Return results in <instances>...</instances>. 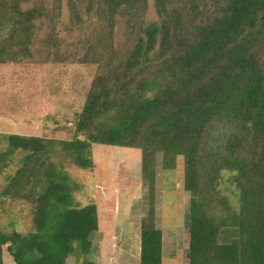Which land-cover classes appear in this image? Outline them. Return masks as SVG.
Segmentation results:
<instances>
[{
  "label": "trees",
  "instance_id": "obj_1",
  "mask_svg": "<svg viewBox=\"0 0 264 264\" xmlns=\"http://www.w3.org/2000/svg\"><path fill=\"white\" fill-rule=\"evenodd\" d=\"M24 1L0 0V63L5 48L29 52L35 20L44 15L42 6L22 8ZM148 5L66 0L70 25L86 26L91 36L82 53L48 49V61L73 58L97 71L63 124L70 139L6 137L0 160L22 156L2 195L28 201L33 230L0 228V264L8 254L12 264H66L72 253L93 249L97 206H78L76 186L51 160L54 142L89 169L92 144L138 148L151 183L157 152L165 172L181 157L188 264H264V0H153L155 20L146 17ZM117 15L125 18L119 48ZM162 246L152 208L140 224V264H162Z\"/></svg>",
  "mask_w": 264,
  "mask_h": 264
},
{
  "label": "rangeland",
  "instance_id": "obj_2",
  "mask_svg": "<svg viewBox=\"0 0 264 264\" xmlns=\"http://www.w3.org/2000/svg\"><path fill=\"white\" fill-rule=\"evenodd\" d=\"M36 5L42 6L44 15L35 20L29 52L20 51L18 46L5 48V61L0 63V153L8 150L6 137L10 134L70 139L71 126L63 124L80 107L97 71L96 64L78 65L73 58L58 64L48 61V49L61 54L68 50L82 53L85 40L91 35L86 26L70 25L66 0L60 1V8L54 0L21 3L22 8ZM146 17L157 19L153 0H149ZM124 23L125 18L117 15L116 48L125 39ZM56 45L59 48H54ZM21 156L16 151L0 160V228L25 234L33 230L31 205L24 199L2 195L8 176L20 165ZM50 157L70 177L71 185L76 186L72 196L78 206H97L99 228L92 234L93 249L86 255L72 253L66 264H140V224L152 208L154 222L163 233L162 264L189 263V192L182 189L181 157L171 172H165L162 153L157 152L152 183L143 177L142 152L138 148L92 144L88 156L93 163L91 169L76 165L56 142ZM232 199L235 200L233 196ZM223 236L231 237L229 233ZM11 262L12 257L5 255L4 263Z\"/></svg>",
  "mask_w": 264,
  "mask_h": 264
},
{
  "label": "crops",
  "instance_id": "obj_3",
  "mask_svg": "<svg viewBox=\"0 0 264 264\" xmlns=\"http://www.w3.org/2000/svg\"><path fill=\"white\" fill-rule=\"evenodd\" d=\"M93 247H94V245H93ZM139 253V252H138Z\"/></svg>",
  "mask_w": 264,
  "mask_h": 264
}]
</instances>
